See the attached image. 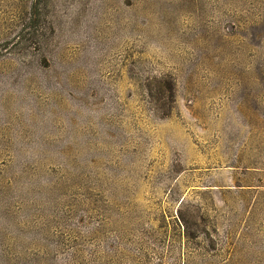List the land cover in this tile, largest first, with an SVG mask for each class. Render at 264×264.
I'll use <instances>...</instances> for the list:
<instances>
[{
  "label": "rangeland",
  "instance_id": "1",
  "mask_svg": "<svg viewBox=\"0 0 264 264\" xmlns=\"http://www.w3.org/2000/svg\"><path fill=\"white\" fill-rule=\"evenodd\" d=\"M0 264H264V0H0Z\"/></svg>",
  "mask_w": 264,
  "mask_h": 264
}]
</instances>
